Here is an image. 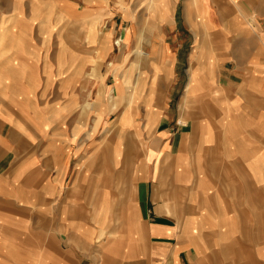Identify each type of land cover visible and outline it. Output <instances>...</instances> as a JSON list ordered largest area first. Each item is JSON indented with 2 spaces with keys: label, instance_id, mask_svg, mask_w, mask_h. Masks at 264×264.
Segmentation results:
<instances>
[{
  "label": "crops",
  "instance_id": "0c3cea01",
  "mask_svg": "<svg viewBox=\"0 0 264 264\" xmlns=\"http://www.w3.org/2000/svg\"><path fill=\"white\" fill-rule=\"evenodd\" d=\"M80 5L105 27L80 16L73 83L41 66L37 115L0 102V264H264L243 227L264 217V0ZM127 171L133 199L113 191Z\"/></svg>",
  "mask_w": 264,
  "mask_h": 264
},
{
  "label": "rangeland",
  "instance_id": "374dc122",
  "mask_svg": "<svg viewBox=\"0 0 264 264\" xmlns=\"http://www.w3.org/2000/svg\"><path fill=\"white\" fill-rule=\"evenodd\" d=\"M80 4L81 0H0V102L4 103V99H8L13 106H18L24 114L28 110L34 109L37 115L41 110L38 103L43 99L41 77L44 72L47 74L48 82L59 80L61 85L73 83L78 70L81 68V61L78 60L79 56L81 57V48L78 44L82 29L80 27V16L85 15L84 19L87 20L86 24L82 26L83 28L89 27L91 22L95 21L97 23V34L94 33L95 41L104 33L105 27V19L101 23L100 19H94L99 16L91 15L89 9L79 11L78 6L80 7ZM26 21H30L32 25L24 27L27 24ZM120 38H122V35L119 33L114 39L116 52L122 49L115 43ZM87 41L89 44L92 43L88 39ZM59 42L61 44L60 49ZM113 62V60H110L107 65L113 67ZM41 66L44 67V72ZM97 71L98 68L95 66L89 74L96 76ZM181 122L182 119L178 120L176 124L181 125ZM105 126L107 130L110 128L109 136L112 135L113 130H117L116 124L107 123L103 125V128ZM103 128L101 131L104 130ZM118 142H121V146L125 144L122 139L106 140L103 152L109 153V150L113 149ZM134 142L132 140L131 144H134ZM191 143H194V141H191ZM151 155L152 159H154V155ZM102 158L103 160H101ZM99 160L101 163L104 161L106 164L107 155L104 154L103 156L100 154ZM119 164H122V160L119 161ZM73 173L72 171L70 176H73ZM130 173V171H127V173L122 172L118 175L120 177L115 180L120 185V188L115 187L113 191L121 196L126 193V196L129 195L133 199L134 189L131 188L133 190L127 191V186L130 183ZM114 174L117 176V173ZM98 175L99 179L102 180L105 173L100 171ZM109 175H113V173H109ZM243 175L245 179L243 185H246V180L249 179L250 174L246 177L247 172L244 171ZM19 178H22V176L19 175ZM21 181L18 183H22ZM116 183L114 184L116 185ZM99 185L101 186V181ZM175 188L172 189L174 194L177 191ZM98 191L100 192L101 189H98ZM253 191L260 198L259 203L261 208H263L264 214V190L254 185ZM114 195L117 194L112 195L109 193V196H112L110 199L113 203L110 208L116 206L114 202L117 200L113 197ZM183 195L186 200L187 194L183 193ZM151 207L152 209H150L153 211L154 206L152 205ZM244 216L246 217L243 222L244 228H256L259 226L258 228L264 229V217L262 220L254 219L253 221L249 218L250 214H245ZM197 223L195 219H191L186 226L193 228L194 225L198 226ZM189 224H191V227ZM215 238L218 239V242H223L220 236ZM262 240H264V235L260 237V241ZM250 253L241 251L242 257L239 254L237 256L243 260L245 255Z\"/></svg>",
  "mask_w": 264,
  "mask_h": 264
},
{
  "label": "bare ground",
  "instance_id": "6f19581e",
  "mask_svg": "<svg viewBox=\"0 0 264 264\" xmlns=\"http://www.w3.org/2000/svg\"><path fill=\"white\" fill-rule=\"evenodd\" d=\"M123 42H124V38L122 37V38L118 39L115 43H117L120 47H122L123 46Z\"/></svg>",
  "mask_w": 264,
  "mask_h": 264
}]
</instances>
